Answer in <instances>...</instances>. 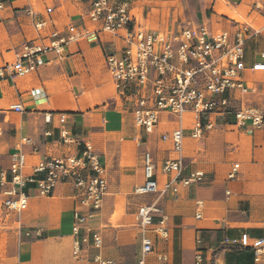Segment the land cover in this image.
Listing matches in <instances>:
<instances>
[{
    "label": "crops",
    "instance_id": "1",
    "mask_svg": "<svg viewBox=\"0 0 264 264\" xmlns=\"http://www.w3.org/2000/svg\"><path fill=\"white\" fill-rule=\"evenodd\" d=\"M92 1L0 0V68L16 60L24 43H46L50 33H64L69 25L98 29L100 23L89 18ZM126 1L129 28L146 33L169 35L199 24L211 33H233L248 24L242 78L251 91L243 101L264 114V72L249 70L264 54V10L254 7L257 0ZM38 23L43 26L37 29ZM123 36L120 31L118 36L100 33L94 42L81 39L68 46L61 62L48 53L36 72L15 79L8 71L0 76V170L9 168L10 155L18 151L26 162L23 172L29 174L40 161L80 156L87 144L99 156L107 180L102 208L90 223L101 235L99 249L89 246L80 261L72 257L75 201L68 184H59L49 197L35 196L27 185L25 211L13 214L0 207V264H87L96 254L115 264H137L142 232L136 209L155 201L167 216L168 239L157 246L167 255L166 264H254L252 250L238 241L243 234L250 240L264 235V130L237 122L229 112L212 116L213 130L195 139L192 114L179 123L160 113L154 131L145 135L105 64L106 55L124 46ZM17 104L21 113L8 110ZM238 105L233 103L235 109ZM178 128L183 130L181 153L170 140H162ZM22 138L31 144L22 145ZM145 151L154 160L158 188L170 179L161 172L167 160L181 158L182 177L201 171L204 179L199 185H180L176 194L135 196L133 189L143 183ZM146 264L158 262L152 255Z\"/></svg>",
    "mask_w": 264,
    "mask_h": 264
},
{
    "label": "built area",
    "instance_id": "2",
    "mask_svg": "<svg viewBox=\"0 0 264 264\" xmlns=\"http://www.w3.org/2000/svg\"><path fill=\"white\" fill-rule=\"evenodd\" d=\"M256 9L264 10V0L254 3ZM51 9H47L49 13ZM92 23H100L95 30L77 29L69 25L64 33L54 31L46 43H24L16 60L0 68L15 79L36 72L47 63L43 56L53 53L59 62L65 59L68 46L79 40L94 42L100 33L118 36L124 31V46L118 53L105 57V64L115 89L122 100L131 106L133 121L145 135L151 134L158 123V115L167 113L181 123L186 113L193 116L191 137L200 139L213 130L212 116L233 112L237 122H247L254 130H264V114L245 105L243 98L251 89L242 78L245 71L244 44L250 27L243 23L233 33L220 30L211 33L205 25L180 27L174 33H146L139 27L130 29L132 16L126 0H93L89 12ZM38 23L35 27L41 28ZM262 61L249 68L252 72H264ZM234 102L239 103L235 109ZM9 111L21 113L20 105H12ZM203 117L206 121L203 122ZM50 115L45 116L49 121ZM1 133V130H0ZM66 136V133H65ZM183 130L178 128L162 140H170L174 151L181 153ZM66 142L65 139H63ZM22 145H30L28 138ZM36 151V150H34ZM26 162L21 152L10 155L7 170H0V207L7 213L20 214L27 209L28 196L23 192L27 185L33 186L37 197H49L59 184H68L72 190L75 206L72 213V257L76 261L85 258L89 246L100 248L102 238L90 227L102 208L106 195L107 180L100 158L91 146L85 145L80 156L53 158L38 162L29 174H25ZM155 164L148 151L143 153V183L133 189L135 196L176 194L179 186L199 185L204 174L201 171L181 176L182 160L164 161L161 172L170 177L158 188ZM238 165L228 175L233 179ZM198 217V216H197ZM157 221L154 222V219ZM167 216L157 201L144 203L136 209L137 228L142 232L140 256L137 264H146L154 255L158 264H166L167 255L157 251L159 243L168 239ZM239 246L250 248L254 264H264V235L250 240L241 235ZM196 263L201 261L198 253ZM87 264H115L96 254Z\"/></svg>",
    "mask_w": 264,
    "mask_h": 264
},
{
    "label": "rangeland",
    "instance_id": "3",
    "mask_svg": "<svg viewBox=\"0 0 264 264\" xmlns=\"http://www.w3.org/2000/svg\"><path fill=\"white\" fill-rule=\"evenodd\" d=\"M52 55V54H51ZM245 103V102H244ZM239 106V105H238Z\"/></svg>",
    "mask_w": 264,
    "mask_h": 264
}]
</instances>
